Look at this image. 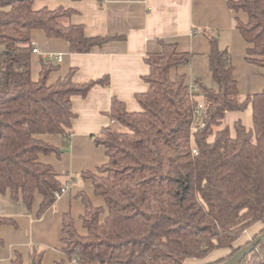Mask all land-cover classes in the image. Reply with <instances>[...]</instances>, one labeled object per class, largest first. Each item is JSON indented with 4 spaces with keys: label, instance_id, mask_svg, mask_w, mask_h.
<instances>
[{
    "label": "trees",
    "instance_id": "obj_1",
    "mask_svg": "<svg viewBox=\"0 0 264 264\" xmlns=\"http://www.w3.org/2000/svg\"><path fill=\"white\" fill-rule=\"evenodd\" d=\"M36 1L0 0V194L28 210L41 198V218L63 187L53 166L41 160L62 155L46 137L70 135L73 97H86L109 77L75 83L72 70L50 85L49 76L60 67L42 58L34 80V33L63 40L76 54L117 38L88 37L83 25L72 22L75 10H36ZM228 5L247 16L246 22L236 19L248 45L247 62L264 69V0H228ZM210 43V85L196 79L199 91H191L186 76L172 77L171 71L189 64L192 55L162 43V51L146 59L149 89L136 95L140 111L130 112L113 99L109 118L123 130L111 126L94 137L108 162L84 174L103 205L81 195L83 232L70 213L64 215L67 259L55 264H185L229 251L206 263L222 264L264 235V89L242 95L231 52L215 37ZM249 106L253 127L239 120L233 136L224 123L227 114ZM257 224L258 235L238 247ZM4 226L17 228V223L0 216ZM30 258V264H42L43 252L32 250ZM12 264H24L23 257L17 253ZM238 264H264V243Z\"/></svg>",
    "mask_w": 264,
    "mask_h": 264
},
{
    "label": "crops",
    "instance_id": "obj_2",
    "mask_svg": "<svg viewBox=\"0 0 264 264\" xmlns=\"http://www.w3.org/2000/svg\"><path fill=\"white\" fill-rule=\"evenodd\" d=\"M60 6L75 10L72 22L83 25L88 37L117 39L90 53L76 54L65 41L48 39L37 31L33 45L40 52L33 54V79L39 78L41 59L54 55L52 60L60 69L49 76L50 85L72 70L75 83L103 77L109 80L104 86H95L86 97H73L75 118L70 135L46 137L62 150V155L60 158L42 156L41 160L53 166L63 186L71 182L69 191L41 218L37 216L41 198L28 210L22 202H14L9 194H0V216L17 223V228H0L4 240L0 245V264H12L17 253L23 257L24 264H30L32 250L43 252L42 264L67 259L62 251L64 215L70 213L76 227L83 232L81 195H87L95 206L103 205V200L94 194L92 182L84 177L85 173H96L108 162L105 149L95 144L94 137L104 128L116 127L109 118L114 98L125 103L128 111H140L136 95L149 89L144 80L150 73L146 59L161 52L162 43L174 44L179 53L192 55L189 64L171 71L172 77L186 76L189 86L196 79L211 84L208 55L210 39L215 37L221 49L231 52L241 94L260 93L264 89V69L247 62L248 45L236 29V19L246 22L247 16L232 11L228 0H38L34 4L36 10ZM60 55L61 63L57 60Z\"/></svg>",
    "mask_w": 264,
    "mask_h": 264
},
{
    "label": "rangeland",
    "instance_id": "obj_3",
    "mask_svg": "<svg viewBox=\"0 0 264 264\" xmlns=\"http://www.w3.org/2000/svg\"><path fill=\"white\" fill-rule=\"evenodd\" d=\"M252 107L249 106L246 110L243 112H231L226 116V119L224 121L226 126H229L231 129V134L235 135V122L241 121L242 124L247 128L251 129L253 127V116H252ZM117 129H122L121 126L116 124ZM123 130V129H122ZM260 227V224H257L253 227L250 232L243 237V239L237 244L238 247H242L243 245L247 244V242L252 241L259 233L258 228ZM229 251H222L218 250L213 252L211 255H209L207 258L203 260H187L185 261V264H206L208 262H213L220 260L224 258L225 256H228Z\"/></svg>",
    "mask_w": 264,
    "mask_h": 264
},
{
    "label": "water",
    "instance_id": "obj_4",
    "mask_svg": "<svg viewBox=\"0 0 264 264\" xmlns=\"http://www.w3.org/2000/svg\"><path fill=\"white\" fill-rule=\"evenodd\" d=\"M260 243H264V235L258 236L254 241H252L249 245L240 250L230 260L222 264H238L245 257L250 255Z\"/></svg>",
    "mask_w": 264,
    "mask_h": 264
},
{
    "label": "built area",
    "instance_id": "obj_5",
    "mask_svg": "<svg viewBox=\"0 0 264 264\" xmlns=\"http://www.w3.org/2000/svg\"><path fill=\"white\" fill-rule=\"evenodd\" d=\"M39 52H40L39 49H38L37 47L34 46V53H35V54H38ZM48 59H50V60L54 59V55H50V56L48 57ZM57 60H58L59 63H61V62H62V56H61V55L58 56V57H57ZM192 90L199 91V88H198V86L193 85V86H191V91H192ZM202 109H203V105H200V106L198 107V109L195 111V113H196L197 115L201 114ZM202 126H205V124L202 123ZM70 185H71V182L69 181V182H67V183L62 187L61 192H59V193L56 194L57 199L60 198L63 194H65V193H67V192L69 191Z\"/></svg>",
    "mask_w": 264,
    "mask_h": 264
}]
</instances>
